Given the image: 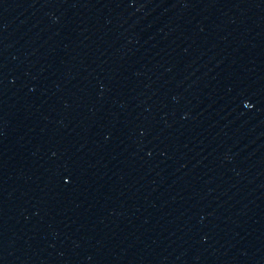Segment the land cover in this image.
<instances>
[{
  "label": "water",
  "instance_id": "obj_1",
  "mask_svg": "<svg viewBox=\"0 0 264 264\" xmlns=\"http://www.w3.org/2000/svg\"><path fill=\"white\" fill-rule=\"evenodd\" d=\"M0 264H264V0H0Z\"/></svg>",
  "mask_w": 264,
  "mask_h": 264
}]
</instances>
